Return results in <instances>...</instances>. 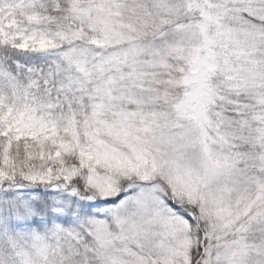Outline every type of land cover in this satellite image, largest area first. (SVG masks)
Listing matches in <instances>:
<instances>
[{
  "label": "snow or ice",
  "instance_id": "obj_1",
  "mask_svg": "<svg viewBox=\"0 0 264 264\" xmlns=\"http://www.w3.org/2000/svg\"><path fill=\"white\" fill-rule=\"evenodd\" d=\"M0 264H264V0H0Z\"/></svg>",
  "mask_w": 264,
  "mask_h": 264
}]
</instances>
